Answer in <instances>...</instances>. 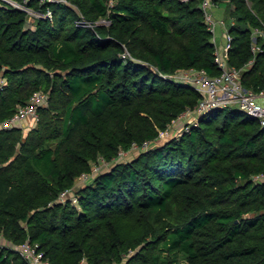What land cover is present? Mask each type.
I'll list each match as a JSON object with an SVG mask.
<instances>
[{
    "label": "trees",
    "instance_id": "trees-1",
    "mask_svg": "<svg viewBox=\"0 0 264 264\" xmlns=\"http://www.w3.org/2000/svg\"><path fill=\"white\" fill-rule=\"evenodd\" d=\"M70 1L31 0L53 11L34 27L24 10L0 4V236L38 243L54 264H264L258 119L236 105L212 109L190 130L119 158L200 101L168 75L221 72L202 0ZM230 1L229 63L258 93L264 35L252 46L264 0ZM38 90L47 101L32 127L1 126ZM99 157L110 164L77 185ZM66 189L76 202L60 198ZM0 264L28 262L0 244Z\"/></svg>",
    "mask_w": 264,
    "mask_h": 264
},
{
    "label": "built area",
    "instance_id": "built-area-1",
    "mask_svg": "<svg viewBox=\"0 0 264 264\" xmlns=\"http://www.w3.org/2000/svg\"><path fill=\"white\" fill-rule=\"evenodd\" d=\"M31 0H0L1 3H8L13 7L24 10L27 13V24L34 27L36 19L39 17L53 18V11L50 7L46 10L37 8L30 3ZM40 3L46 2H63L71 4L70 0H38ZM216 0H202V7L206 21L209 28L213 32V41L215 43L216 62L221 67V72L216 75H210L205 69H198L191 67L189 69L181 70L177 73L168 75L171 78L182 80L191 83L200 93L201 99L195 107H187L181 114H179L166 129H161L159 136L154 141L145 140L142 143L134 141L129 149H121L119 158L128 155L135 150L141 151L149 148L155 143H158L167 137L178 136L191 129L192 126L198 125L201 117L209 110L216 108H224L228 105H236L245 113L255 117L260 124L264 126V102L259 98L264 97V90L256 93L247 88L241 79L242 71L235 65H231L228 59V49L232 35L229 26H223L222 31L223 43H218L217 28L219 27V20L214 14ZM80 22H85L81 20ZM234 19H231V24ZM222 27V26H220ZM254 43L253 50L259 49L256 43L258 35H264V29H254ZM253 60H251L252 62ZM6 82L5 78L0 76V87ZM47 101V93L43 90H38L33 93L28 103L20 105L17 112L9 119L1 123L3 127H10L13 125H22L26 119H33L37 121L39 117L38 108ZM180 123V128L176 125ZM35 124V123H34ZM168 139V138H167ZM110 163L104 158L99 159L93 163L92 170L83 172L78 179L83 183L89 181L94 175L107 167ZM263 175H257L261 178ZM77 185H79L77 183ZM73 191V190H72ZM69 189L64 190L60 198L66 199L71 196L73 200L77 201V196ZM72 192V193H71ZM26 259L28 264H54L46 255L44 250L39 247V244L27 239L25 242L13 246Z\"/></svg>",
    "mask_w": 264,
    "mask_h": 264
},
{
    "label": "rangeland",
    "instance_id": "rangeland-1",
    "mask_svg": "<svg viewBox=\"0 0 264 264\" xmlns=\"http://www.w3.org/2000/svg\"><path fill=\"white\" fill-rule=\"evenodd\" d=\"M215 10H214V14L217 16L218 20H219V27L217 28V39H218V43H223L225 41V39L223 38V34L222 31L224 30L225 25L230 26L231 25V19H233L231 17V9H232V3L230 0H216L215 1ZM106 19H103V21H105ZM107 22V21H105ZM222 26V27H220ZM259 100L261 102H264V97L259 98ZM176 128H180V123L178 125H176ZM167 138H170L167 137ZM166 138V139H167ZM164 139V140H166ZM162 140V141H164ZM139 151L135 150L133 152H130L128 155L121 157L120 159H127L129 157H131L132 155H135V153H137ZM105 168V167H104ZM77 183L79 185L83 184L82 180L77 179ZM0 244L1 245H6V246H15L14 244H11L8 241H5L1 236H0ZM179 263H184V258L181 257L180 262Z\"/></svg>",
    "mask_w": 264,
    "mask_h": 264
},
{
    "label": "crops",
    "instance_id": "crops-1",
    "mask_svg": "<svg viewBox=\"0 0 264 264\" xmlns=\"http://www.w3.org/2000/svg\"><path fill=\"white\" fill-rule=\"evenodd\" d=\"M34 123L35 122L33 121V119L29 118V119H26L24 121V123L22 124V126H24L25 129H28V128L32 127L34 125Z\"/></svg>",
    "mask_w": 264,
    "mask_h": 264
}]
</instances>
